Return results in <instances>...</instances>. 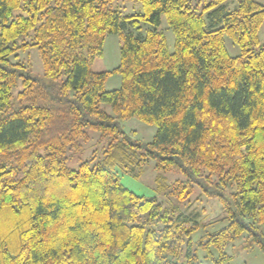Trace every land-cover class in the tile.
Instances as JSON below:
<instances>
[{
  "label": "trees",
  "instance_id": "obj_1",
  "mask_svg": "<svg viewBox=\"0 0 264 264\" xmlns=\"http://www.w3.org/2000/svg\"><path fill=\"white\" fill-rule=\"evenodd\" d=\"M263 22L256 0H0V264H200L197 214L165 211L118 178L151 159L185 176L157 178L161 193L215 188L228 224L205 247L225 259L248 233L264 249ZM113 34L120 65L95 71ZM31 47L42 77L16 60ZM113 73L121 86L106 90ZM130 118L156 126L153 140H134L120 123ZM90 131L107 143L72 168Z\"/></svg>",
  "mask_w": 264,
  "mask_h": 264
},
{
  "label": "rangeland",
  "instance_id": "obj_2",
  "mask_svg": "<svg viewBox=\"0 0 264 264\" xmlns=\"http://www.w3.org/2000/svg\"><path fill=\"white\" fill-rule=\"evenodd\" d=\"M256 1L264 5V0ZM238 2L239 0H227L230 9H234ZM122 6L127 7V9H124L126 13L137 9V5L128 1ZM162 28L166 32L169 49L173 51L175 44L174 33L167 23H164ZM259 38L260 45L264 44V22L259 31ZM226 46L232 55L240 54L239 46L235 45L229 37H226ZM16 60L24 62L34 75L43 76V63L37 47H31L26 51L20 52ZM120 61L121 40L118 35H108L104 42V54L94 60L92 68L95 71H112L120 65ZM121 82L120 74L113 73L108 77L105 88L106 90L117 89L121 86ZM103 107L113 115L110 106L103 105ZM120 123L134 140L142 142L152 141L157 131L156 126L149 125L137 118L121 120ZM100 135L99 132L90 131V139L85 143L84 151L78 155H73L69 162L72 168H78L81 162L91 157L94 150L103 149L107 139L101 138ZM117 172L118 178L124 186L139 195L148 198L156 197L163 204L165 211H172L175 214L182 211L197 214V219L201 222V226L192 233L190 238L194 254L200 264H264V249L261 247V243L256 242L254 236H249L248 233H244L227 245L225 253L228 258L225 259L221 257V252L217 248L204 246L208 235L220 231L228 224L227 220H222L226 213L219 197L210 195L213 194L215 188L209 182L201 180L200 183H196L193 193L180 201L174 196L159 192L157 190V178L164 179L166 183L171 184L176 180H184L185 176L180 172L158 170L154 159L144 163L142 169L136 168L133 173L138 176L126 172L122 168H118ZM231 192V190H228L227 194L229 195ZM185 253L186 248L182 253V257L186 260Z\"/></svg>",
  "mask_w": 264,
  "mask_h": 264
}]
</instances>
